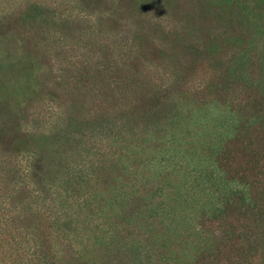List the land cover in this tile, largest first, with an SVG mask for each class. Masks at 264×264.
<instances>
[{
	"label": "trees",
	"instance_id": "1",
	"mask_svg": "<svg viewBox=\"0 0 264 264\" xmlns=\"http://www.w3.org/2000/svg\"><path fill=\"white\" fill-rule=\"evenodd\" d=\"M0 112L39 125L0 126L32 224L0 264H264V0H0Z\"/></svg>",
	"mask_w": 264,
	"mask_h": 264
},
{
	"label": "rangeland",
	"instance_id": "2",
	"mask_svg": "<svg viewBox=\"0 0 264 264\" xmlns=\"http://www.w3.org/2000/svg\"><path fill=\"white\" fill-rule=\"evenodd\" d=\"M7 22L3 24V31L6 33L16 35L25 39V55L33 56V60L40 62V65L43 67L44 72V33L42 29H37L34 27L21 26V23L10 22L9 17L6 19ZM4 46V44H3ZM10 49H5V52H8ZM48 55V54H47ZM81 60V57H77L74 61ZM85 60V58H84ZM64 65V64H63ZM68 71V69H67ZM44 79V75H43ZM37 106H32L29 109L30 112H36ZM0 119L3 122L0 125L5 131L13 133L16 130L23 132V127L26 124L25 121L29 119V126H39L36 122L31 120L30 116H26L23 120H20V126L15 125L11 119L10 115L6 112H0ZM22 121V122H21ZM24 145H15L10 142V138L6 135L5 137L0 136V229L1 235L10 240L13 239L14 242H18L20 239L23 240L24 233L27 231L28 227H31L32 224L27 217V187L21 184L18 187L17 183L19 180L16 179V171L19 170L18 163L19 160L22 162L23 159H19L15 156V151L19 156H22V149ZM17 188V190H15ZM15 191L17 193H15ZM34 229H39V224L34 223ZM44 233V230H43ZM36 237H39L41 233L34 230ZM15 251H17L18 246H16Z\"/></svg>",
	"mask_w": 264,
	"mask_h": 264
}]
</instances>
